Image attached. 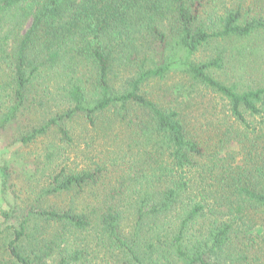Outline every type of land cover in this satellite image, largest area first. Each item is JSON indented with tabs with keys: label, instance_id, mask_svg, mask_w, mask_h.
<instances>
[{
	"label": "trees",
	"instance_id": "obj_1",
	"mask_svg": "<svg viewBox=\"0 0 264 264\" xmlns=\"http://www.w3.org/2000/svg\"><path fill=\"white\" fill-rule=\"evenodd\" d=\"M2 29L6 122L53 93L38 79L68 77V107L20 142L70 145L68 124L79 119L104 139L115 132L123 157L79 172L54 165L39 198L69 195L68 207L29 205L15 227L0 225V264H91L81 248L90 236L102 240L106 264L264 261V0H0ZM172 72L192 92L150 99L144 88ZM199 104L202 121L190 113Z\"/></svg>",
	"mask_w": 264,
	"mask_h": 264
},
{
	"label": "rangeland",
	"instance_id": "obj_2",
	"mask_svg": "<svg viewBox=\"0 0 264 264\" xmlns=\"http://www.w3.org/2000/svg\"><path fill=\"white\" fill-rule=\"evenodd\" d=\"M228 1V0H226ZM29 20L23 24L24 30L29 25ZM4 29L0 30V40L2 39ZM21 31V30H20ZM23 33V32H22ZM21 33V34H22ZM15 35V32L12 33ZM20 34V35H21ZM11 41L6 49L9 53ZM211 48H204L194 59L196 61L204 60L208 57ZM11 66L0 64V82L9 83L11 81ZM68 80L62 76L59 77L56 72H49L45 78L38 79L35 83L39 85L50 84V90L53 93L49 94V98L40 100V97L35 99V102H30L31 106L25 105L15 112L12 120L6 122V115L13 104L12 86L5 87L2 98L0 99V225L1 230L6 225L15 227L29 205L38 204L41 208H57L65 209L69 205L70 196L65 194L51 195L49 197L39 198L42 189L47 187L48 182L53 174H50L54 165L57 164L59 169L67 167L69 172H79L86 168L90 163H110L116 157H123L122 147L119 142L114 141L113 135L109 134L107 138H103L99 130L86 129L85 124L75 119L68 124L70 128L73 143L70 145L60 142L55 136H46L38 139L36 142L24 144L20 142V137L26 135L34 127L39 126L42 122L56 112L62 111L68 107V103L62 98L60 85ZM119 86V82L116 87ZM59 87V88H58ZM191 84L184 76L177 72H172L163 81H154L148 84L144 91L155 101L167 103L179 97V93H191ZM58 88V90H56ZM41 91V89H40ZM200 96L197 94V97ZM33 99V98H32ZM31 100V99H30ZM202 103L206 99H200ZM48 101V102H47ZM30 108V109H29ZM198 111L191 110V116L197 121H202L203 111L201 104L198 105ZM200 126V125H197ZM117 130V129H116ZM110 137V138H109ZM49 146V147H48ZM63 147L62 154L56 147ZM48 147V148H47ZM55 150L56 155L53 162L49 164L46 155ZM237 147H232V151H236ZM58 152V154H57ZM129 157H126L128 160ZM108 166H111L109 164ZM3 168H7L9 174L2 175ZM110 169V167H108ZM117 171V170H116ZM115 171L111 172L114 176ZM87 195H82L85 199ZM76 200V199H75ZM26 208V209H25ZM25 209V210H23ZM2 212H10L11 216L6 221L1 216ZM123 232L128 233L131 226V218L126 217L122 223ZM95 232V231H94ZM96 234V232H95ZM88 234L79 235V238H85ZM7 238V234L1 236ZM86 238L88 245L82 249L88 251L85 256L90 260L91 264H106L110 261L102 246V240L93 239L91 236ZM256 264H264L261 260Z\"/></svg>",
	"mask_w": 264,
	"mask_h": 264
}]
</instances>
